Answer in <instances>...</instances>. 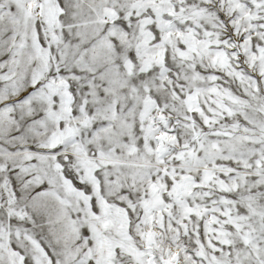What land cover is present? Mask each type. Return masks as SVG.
<instances>
[{
  "label": "snow or ice",
  "instance_id": "1",
  "mask_svg": "<svg viewBox=\"0 0 264 264\" xmlns=\"http://www.w3.org/2000/svg\"><path fill=\"white\" fill-rule=\"evenodd\" d=\"M0 264H264V0H0Z\"/></svg>",
  "mask_w": 264,
  "mask_h": 264
}]
</instances>
